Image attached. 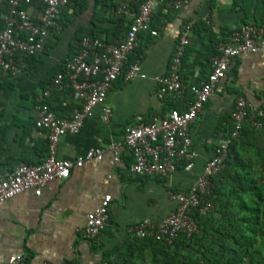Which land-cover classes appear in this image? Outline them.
Here are the masks:
<instances>
[{"label": "crops", "instance_id": "0c3cea01", "mask_svg": "<svg viewBox=\"0 0 264 264\" xmlns=\"http://www.w3.org/2000/svg\"><path fill=\"white\" fill-rule=\"evenodd\" d=\"M161 2L154 4L153 14ZM172 3L168 2L157 13L158 28L150 26L157 35L139 33L138 45L129 54L128 63L138 61L142 77L127 81L118 78L108 90L105 105L111 110L109 120L104 122L102 107H96L77 133L63 134L58 139V159L73 160L91 148H98L102 150V160L72 168L68 178L47 183L40 195L26 190L0 207V263L16 254L24 256L25 264L121 262V255L129 253L126 243L134 239L131 227L143 219L158 222L165 218L176 206L170 194L186 192L202 174L203 166L228 136L235 102L243 99L251 113L264 112V53H242L230 61L225 77L215 85L212 96L190 125V150L194 156L183 160L166 176H137L130 172L132 156L123 145L124 128L135 125L139 119L148 122L154 116L166 115L173 102H183L171 97L158 98L155 83L157 76L169 72L183 27L192 25L188 53L183 55L180 68L182 81L189 86L206 79L212 59L220 54V47L230 33L247 23L261 24L256 22L264 17V0H188L181 9H174ZM36 7H30L28 12L37 14ZM105 9L101 4L95 8V0H88L81 11L75 7L73 11L60 12L58 22L61 20L65 26L57 36L48 38L42 55L31 60L33 68L15 80L11 96L2 98L0 176L21 163H41L47 156L46 133L34 127L36 111L27 108L33 98L38 102L49 88L55 69L62 66L79 32L88 35L93 23L102 29L117 30L115 10ZM5 11L6 1L0 0V31ZM127 21L124 19L125 25ZM199 21L205 25H199L194 32L193 27ZM125 28L118 30L116 36L112 31H101L100 39L119 41ZM69 90L52 89L46 96V102L59 118H69L73 111ZM116 145L119 161L112 165L111 147ZM106 194L112 197L109 225L97 238L84 240L79 231L85 225L86 215ZM132 248L135 255L149 254L145 247Z\"/></svg>", "mask_w": 264, "mask_h": 264}, {"label": "built area", "instance_id": "2783aa9c", "mask_svg": "<svg viewBox=\"0 0 264 264\" xmlns=\"http://www.w3.org/2000/svg\"><path fill=\"white\" fill-rule=\"evenodd\" d=\"M6 12L3 29L0 31V68L19 76L23 73L27 57L41 53L46 40L61 31L58 16L70 0H5ZM115 10L118 16L131 20L121 40L108 42L100 38L84 36L79 42L78 53L63 61V70L55 74L51 85L42 93L35 105L34 127L46 133L48 153L38 164H19L12 171L0 176V207L2 204L26 191L40 195L47 183L69 177L72 168H79L85 162L101 161L102 150L91 148L75 159H58L56 145L63 134L77 133L86 117L92 115L96 107H102V120H109L111 110L105 105V98L112 84L118 79L132 80L140 74L138 61L128 63L129 54L138 45V35L149 32L151 13L156 2L163 0H142L134 8L133 0H118ZM188 0H174V9H181ZM40 7L34 16L30 7ZM191 23L183 27L178 44L166 75L157 76L156 95L160 99L171 97L184 100L183 110L171 108L166 115L154 116L148 122L139 119L133 126L124 128L123 145L130 151L132 162L130 172L137 176H166L173 173L183 160L191 159V136L189 128L201 112L204 104L212 96L215 85L225 77L230 61L242 53H264V23H247L230 33L228 40L220 47V54L212 59L211 70L206 79L186 86L180 74L182 56L189 44ZM71 89L76 105L69 118H59L42 102L52 89ZM259 114L251 113L246 102L238 99L230 113L231 129L220 142L215 154L203 166L202 174L186 192L172 193L176 206L165 218L158 222L143 219L134 224L130 232L134 238L151 237L167 244L178 235L187 236L197 231L190 216L193 209L200 214L211 210L212 204L205 199L210 194V177L224 167L231 141L239 135L245 123L261 128L263 121ZM111 164L119 161L118 146L111 147ZM112 197L104 195L97 207L86 215L80 236L87 241L97 238L110 222ZM0 264H25L24 256L13 255L9 261ZM57 264V263H44ZM98 264H111L101 261Z\"/></svg>", "mask_w": 264, "mask_h": 264}, {"label": "trees", "instance_id": "16d2710c", "mask_svg": "<svg viewBox=\"0 0 264 264\" xmlns=\"http://www.w3.org/2000/svg\"><path fill=\"white\" fill-rule=\"evenodd\" d=\"M133 1L135 2L134 8L142 2V0ZM171 1L174 0L162 1L157 13L166 8L167 3ZM97 4L98 6L101 4L107 10H116L119 1L95 0V8ZM87 5L88 0H70V4L61 12L64 14L66 9L73 11L75 7L81 11ZM255 6L252 9L254 17ZM36 8L37 12L40 7ZM157 13H152L150 23L151 28L154 29L158 28ZM94 16L97 17V12L94 13ZM116 17L117 30L102 29L93 23L88 30V35L79 32L74 38L75 43L71 44L70 53L66 58L78 53L79 42L84 36L100 38L101 31H112L113 36H116L117 31H121L124 26L127 30L131 20L125 16L116 15ZM124 19L128 20L127 25L124 24ZM263 21L264 17L256 23H264ZM59 24L62 28L63 25L65 26L61 20H59ZM199 25H205V23L197 22L193 27L194 32L199 29ZM57 34L51 36L55 37ZM188 48L189 46L185 47L184 57L188 53ZM44 50L26 58L24 71L19 76L13 75L9 71H2L0 68V103L2 98L11 96L15 90V80L33 68L31 60L42 55ZM211 54L213 53L211 52ZM184 57L182 62H184ZM129 62H131L130 59ZM56 70L53 77L63 70V63L62 66L58 65ZM44 89L42 88V90ZM69 91L72 98L71 89ZM46 100L45 97L42 102L48 105ZM182 101L178 104L173 102L168 109L173 107L183 110L185 101ZM36 104V99L33 98L27 109L30 107L34 109ZM73 105L74 110L76 105L75 103ZM48 107L51 109L49 105ZM258 117L263 121V126L254 128L245 123L237 138L233 139L228 147L223 169L210 177V194L205 199L212 204L211 210L200 214L195 208L190 212L197 231L189 236L186 233H178L169 244L151 237L134 238L133 241L126 243L128 246L126 251L129 250V253L121 255V262L112 264H144L146 259L147 264H264V112ZM45 145L48 150V143ZM133 246L135 248L145 247L149 250V254L147 256L135 255ZM114 252L118 253L119 248Z\"/></svg>", "mask_w": 264, "mask_h": 264}]
</instances>
